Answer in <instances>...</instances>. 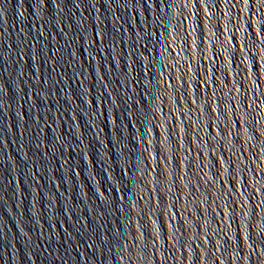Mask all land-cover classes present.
<instances>
[{
    "label": "water",
    "instance_id": "water-1",
    "mask_svg": "<svg viewBox=\"0 0 264 264\" xmlns=\"http://www.w3.org/2000/svg\"><path fill=\"white\" fill-rule=\"evenodd\" d=\"M0 264H264V0H0Z\"/></svg>",
    "mask_w": 264,
    "mask_h": 264
}]
</instances>
